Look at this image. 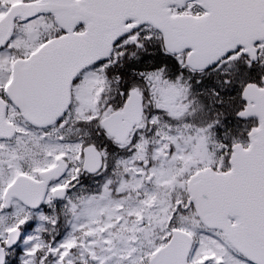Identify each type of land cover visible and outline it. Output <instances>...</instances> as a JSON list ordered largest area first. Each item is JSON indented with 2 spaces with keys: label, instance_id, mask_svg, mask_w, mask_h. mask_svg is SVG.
Returning <instances> with one entry per match:
<instances>
[{
  "label": "snow or ice",
  "instance_id": "1",
  "mask_svg": "<svg viewBox=\"0 0 264 264\" xmlns=\"http://www.w3.org/2000/svg\"><path fill=\"white\" fill-rule=\"evenodd\" d=\"M0 264H264V0H0Z\"/></svg>",
  "mask_w": 264,
  "mask_h": 264
}]
</instances>
